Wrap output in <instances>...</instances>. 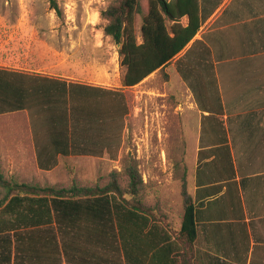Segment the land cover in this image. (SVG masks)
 I'll list each match as a JSON object with an SVG mask.
<instances>
[{
  "label": "crops",
  "instance_id": "1",
  "mask_svg": "<svg viewBox=\"0 0 264 264\" xmlns=\"http://www.w3.org/2000/svg\"><path fill=\"white\" fill-rule=\"evenodd\" d=\"M200 4L203 21L196 37L164 70L137 85L163 71L169 84L177 77L171 89L178 101L175 111L188 117L197 132L190 191L198 227L196 264H264V0ZM182 56L181 67L193 87L175 65ZM195 93L207 107L199 106ZM217 119L224 131L214 132L211 124ZM204 120L211 129L204 127ZM36 134L1 128L0 154L18 153L30 158L31 169L51 170L62 153L52 150L46 131ZM215 138H227L229 150L200 141ZM145 215L152 221L138 227L135 235L127 231L126 252L107 221L72 228L66 236L55 223L38 232L27 228L19 264H175L171 258L175 260L178 241L170 214L165 225L161 215L160 221ZM12 257L11 264H16L15 251Z\"/></svg>",
  "mask_w": 264,
  "mask_h": 264
},
{
  "label": "rangeland",
  "instance_id": "2",
  "mask_svg": "<svg viewBox=\"0 0 264 264\" xmlns=\"http://www.w3.org/2000/svg\"><path fill=\"white\" fill-rule=\"evenodd\" d=\"M117 1L56 0L58 13L52 0H0V68L118 91L128 108L118 123L112 119L108 138L103 137L101 128L91 134L94 125H89L90 137L75 139L77 154H62L51 170H33L27 160L30 158L16 153L0 154V171L9 180L58 188L74 184L105 186L115 174L125 188L130 181L128 169L133 166L145 183L137 199L156 219L161 215L162 225L170 214V225L177 229L184 207L183 190L190 193L194 184L199 139L194 124L175 111L178 101L171 89L177 77L173 75L169 84L163 71L141 85L123 86L120 45L105 34L106 21L101 16ZM141 24L142 16L138 15L139 36ZM103 89L90 90L94 100L88 97L83 103L98 104L106 99L114 103V96L103 93ZM38 122L29 110L0 113V127L18 134L43 131L36 126ZM43 138L40 141L45 144ZM80 150L97 153L80 154ZM3 195L0 189V199ZM126 197L131 199L130 195Z\"/></svg>",
  "mask_w": 264,
  "mask_h": 264
},
{
  "label": "trees",
  "instance_id": "3",
  "mask_svg": "<svg viewBox=\"0 0 264 264\" xmlns=\"http://www.w3.org/2000/svg\"><path fill=\"white\" fill-rule=\"evenodd\" d=\"M143 2L118 0L101 12L106 21L103 27L105 34L120 44L123 86L128 88L141 83L153 72L164 70L196 37L203 21L200 0H145V5ZM52 6L60 13L56 0H52ZM138 15L142 16L141 41L138 39ZM185 17L186 24L182 22ZM184 61V56L179 57L177 68L193 87L194 82L181 67ZM100 89L103 88L0 68V113L29 110L32 117L39 119L36 126L49 134L50 147L55 153L77 154L79 149L75 139L89 138V125H94L90 129L93 130L91 134L101 128L105 133L103 137L108 138L111 121L116 122L128 113L124 95L118 91L103 89V93L114 96V103L109 99L92 105L83 103L88 97L94 100L90 90ZM196 99L202 109L207 107L198 94ZM92 114L95 117L89 118ZM217 120L211 124L214 132L224 131L223 122ZM101 121L102 126H97ZM204 127L211 129L205 120ZM209 143L229 150L227 138L211 139ZM82 152L97 153L80 150V154ZM128 174L130 181L125 188L115 174L105 186L74 184L58 188L9 180L0 171V189L4 191L0 199V264H11L14 251L16 264L23 260L27 228L35 227L38 232L41 227H50L54 223L66 236L72 228H81L92 221L110 222L115 238H121L126 252L127 231L135 235L138 227L144 229L152 221L145 215L152 216L150 209L137 199L145 186L142 174L133 166L129 167ZM183 197L181 224L174 231L178 241L177 253L175 260L171 259L175 264H196V204L185 188Z\"/></svg>",
  "mask_w": 264,
  "mask_h": 264
},
{
  "label": "water",
  "instance_id": "4",
  "mask_svg": "<svg viewBox=\"0 0 264 264\" xmlns=\"http://www.w3.org/2000/svg\"><path fill=\"white\" fill-rule=\"evenodd\" d=\"M120 45V44H119Z\"/></svg>",
  "mask_w": 264,
  "mask_h": 264
}]
</instances>
